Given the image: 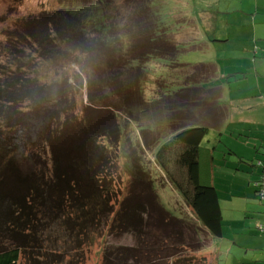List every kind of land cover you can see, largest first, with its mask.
Wrapping results in <instances>:
<instances>
[{"label": "rangeland", "instance_id": "374dc122", "mask_svg": "<svg viewBox=\"0 0 264 264\" xmlns=\"http://www.w3.org/2000/svg\"><path fill=\"white\" fill-rule=\"evenodd\" d=\"M96 3L111 32H101L103 27L95 25L97 19L91 7L85 16V25L77 23L75 0H0V81L12 78L11 84L18 90L21 82L34 79L41 85L43 96L39 95L37 102L36 97L31 99V106L37 103L50 107L58 100L62 126L65 118L72 121L70 125L78 124L84 106L91 102L86 95L87 79L96 87L103 82L111 84L112 89L108 87L102 92L107 95L104 99L110 98L118 108L126 105V100L115 92L110 72L122 75L130 71L134 65L132 56L136 55L131 42L151 37L147 32L143 34L144 30L175 47L173 51L161 46L156 53H161L159 56L146 60L141 79H144L143 94L147 98L159 94L166 82H173L170 90L175 92L174 76L186 73L187 64L203 66L198 70L213 66L216 75L201 79L199 86H219L221 100L228 106L233 105L221 129L210 130L201 142L200 158L212 160V173L208 177L204 168L205 182L201 183L213 186L216 191L222 213L221 236L211 235L212 240L209 239V233L201 228L179 192L176 185L187 191L190 187L184 169L177 164L178 150L165 154L163 168L154 158V152L165 140L159 139L155 147L151 143L160 133L156 126L147 132L149 148L141 139L143 131L127 123L125 133L134 143L136 140V144L145 146L135 145L136 153L140 151L142 168L152 179L153 193L158 200V205L153 202L154 207L160 205L159 209L152 203L146 205L150 206L147 216L140 212L142 220L148 217L152 220L147 227L146 241L137 240L134 233L110 228L111 221L124 214L128 202H133L132 197L145 196L141 186L131 187L127 161L135 151L125 136L126 149L120 145L113 148L116 161L111 175L112 191L108 192L113 211L104 216L98 228L88 230L87 236L76 234L83 220L79 211L70 213L59 225L46 217L48 229L41 241L40 253L31 254L22 249L17 264H109L114 260L117 264H263L264 231L258 226L264 224V202L259 201L254 182L264 185V168L257 165L258 160L264 165V0H96ZM58 10H62L58 17L64 15V20H60L61 29L49 26L44 36V25L36 27L37 18L42 13ZM129 28L137 35L132 41L128 37ZM164 57L186 65L169 64ZM164 74L167 76L161 80ZM125 91L136 95L131 81L125 85ZM243 97L248 100L241 110L232 100ZM159 109L164 112L161 120L172 118L169 107ZM152 111L143 119L145 125L159 123V114ZM102 142L106 144L105 140ZM205 149H209L207 155ZM124 150L131 151L127 157ZM103 195L106 199L107 195ZM140 200L149 202L143 197ZM172 217L179 219L176 225ZM70 227L74 229L67 233ZM178 227L182 230L179 240ZM193 229L200 240L191 244L190 238H195L191 235Z\"/></svg>", "mask_w": 264, "mask_h": 264}, {"label": "trees", "instance_id": "16d2710c", "mask_svg": "<svg viewBox=\"0 0 264 264\" xmlns=\"http://www.w3.org/2000/svg\"><path fill=\"white\" fill-rule=\"evenodd\" d=\"M75 2L77 8L74 14H77V23L85 25L84 19L91 7L94 9L93 12L91 11L93 17L97 19L95 25L103 27L101 32L112 31L109 24L106 27V17L96 0H75ZM61 12L62 10L42 13L37 18L36 27L39 24L44 25V36L49 26L58 31L61 29L63 23L60 20H64V15L61 18L57 16ZM63 14L70 16L69 13ZM145 33H149L151 37L131 42V49L136 55L132 56L134 65L130 66V71L122 75H113L110 72L114 89L116 87L115 92L121 99L126 100V105L118 108L111 103L110 98L104 99L107 95H103L102 92L108 87L112 89L111 84L108 86L103 82L96 87L87 79L86 95L91 102L84 106L83 116L78 124L70 125L72 121L65 118L61 126L62 121L59 116L61 108L58 100L50 107L37 103L31 106V99L35 97L37 99L39 95L40 98L43 96L41 85L34 79L21 82L18 90L14 88L13 83L11 84L12 78L8 77L9 80L0 81V264H17L22 249H27L31 254L40 253L38 250L48 229L47 223L44 222L46 217L50 218V222H57L56 224L59 225L62 219L69 217L70 213L79 211L83 220L76 234L80 232L84 236H87L91 228H98L101 225L104 216L113 211V207L108 203L110 201L108 192L112 191L111 175L116 161L113 148L120 145L126 149L123 144L125 136L128 145H132L135 151L131 156L132 159L127 161V169L131 174V187L134 189L136 186H141L142 194H145L141 198L149 202L141 201L140 197H132L133 202H128L124 214L119 215L116 212L119 218L111 221L110 228L134 233L137 240L146 241L145 234L152 220L150 217L142 220L140 212L144 214L149 212L150 206L146 205L149 203L158 205V200L153 193L152 179L143 169L144 163L140 151L136 153L138 148H135V145L141 148L145 146L142 141L141 145L136 144V140L134 143L125 133L127 123L143 131L141 133L144 139H141L147 147H149L147 132L153 131L156 126V130L160 133L151 143L155 147L159 144V139L165 140L155 151L156 153L154 152V158L158 159L163 168L166 162L165 154L178 150L177 164L184 169L190 190L176 186L201 223V228L210 235L221 236L222 213L218 197L213 186L201 183L200 155L202 140L210 130L221 129L226 122L230 106L221 100L219 86L214 84L206 88L199 86L201 79L205 80L209 76L216 75V70L211 65L198 70L203 66L187 64L186 73L174 76V85H177L175 92L170 90L173 82H166L160 84L159 94L147 98L149 96L143 94L144 79H141L145 73L146 60L156 58L155 55L159 56L158 54L161 53H156L161 46L171 48L173 51L175 47L170 46L168 41L155 39L148 30H144L143 34ZM30 35L35 37L33 33ZM84 35L87 36L88 31L84 32ZM128 37L132 41L137 35L130 29ZM165 59L169 64H183L175 62L174 58ZM121 76L124 80L117 78ZM166 76L167 74H164L161 80ZM128 81L129 84L131 81L135 96L125 91ZM38 100L39 98L35 101ZM163 106L171 109L170 120H161L160 115H164V112H161L159 107L163 108ZM151 111L153 114H159V123L145 125L143 119H146ZM198 113H202V116H198ZM205 114L209 115L208 118ZM102 140H105L106 144ZM124 151L126 157L131 152ZM256 151L258 152V149ZM257 165L264 168L261 160H258ZM254 187L259 201L264 202L263 183L255 181ZM104 193L107 195L106 199ZM152 198L154 201L151 200ZM163 211L166 210L163 208ZM171 219L175 225L179 221L176 217ZM163 224L162 227H165L166 224ZM258 228L264 231L263 224ZM72 229L74 227H70L67 233H71ZM179 231L180 237L177 240L182 238L181 228ZM195 231L193 229L191 233L195 237L190 238L191 244L199 239L196 238ZM109 264L117 263L114 260L109 261Z\"/></svg>", "mask_w": 264, "mask_h": 264}, {"label": "crops", "instance_id": "0c3cea01", "mask_svg": "<svg viewBox=\"0 0 264 264\" xmlns=\"http://www.w3.org/2000/svg\"><path fill=\"white\" fill-rule=\"evenodd\" d=\"M260 8V7H259ZM256 12V11H255ZM257 13V12H256ZM262 56H263V54H262ZM262 61V60H261ZM255 95H253V98H256V97H254ZM248 100V99H247ZM232 101H235L238 105H236V107L238 108V109H241V110H243L244 109V101H246L245 100V98L243 97L242 99H240L239 101H237V100H232ZM247 103V102H246ZM256 104V103H255ZM232 107H233V105H230V108H229V114H231L232 113ZM256 146V145H255ZM205 151H206V155H207V153H208V150H206L205 149ZM205 155V156H206ZM200 160H201V167H200V173H199V175H200V179H201V182H205V180L202 178V175H206V173H204L203 172V169L204 168H207V171H208V177L210 176V174L212 173V170H211V167H212V160L210 161H207V159L206 158H203V160L200 158ZM263 226H264V224H263ZM208 235V237H209V239L210 240H212L211 238H210V234H207Z\"/></svg>", "mask_w": 264, "mask_h": 264}]
</instances>
